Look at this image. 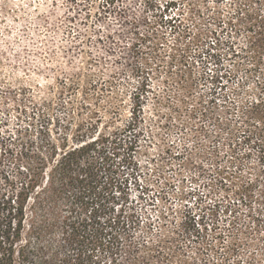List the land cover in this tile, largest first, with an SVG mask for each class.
<instances>
[{"label": "rangeland", "instance_id": "obj_1", "mask_svg": "<svg viewBox=\"0 0 264 264\" xmlns=\"http://www.w3.org/2000/svg\"><path fill=\"white\" fill-rule=\"evenodd\" d=\"M259 44L264 0H0V193L39 114L57 138L112 101V125L134 113L137 140L112 167L108 264H264V146L221 102L240 104Z\"/></svg>", "mask_w": 264, "mask_h": 264}, {"label": "trees", "instance_id": "obj_2", "mask_svg": "<svg viewBox=\"0 0 264 264\" xmlns=\"http://www.w3.org/2000/svg\"><path fill=\"white\" fill-rule=\"evenodd\" d=\"M263 48V44L257 46L251 65L244 71L243 84L235 89L236 96L242 93L240 104L234 98L227 101L225 96L221 102L224 113H232L239 128L248 133L244 140L256 143L252 139L257 137L264 146V138L258 137L260 133L264 137V66L260 62ZM248 82L253 87L247 88ZM217 88L212 94H219ZM250 88L253 99H245ZM215 99L213 96L211 103ZM103 112L109 117H101L99 110H94L90 112L94 117L87 124L57 138L49 135L44 113L39 114L34 139L29 136L31 125L22 129L25 139L18 141L24 148L26 164L17 166L10 178L5 177L7 188L0 193V264L112 262L119 249L120 223L116 216L112 217L109 201L112 167L119 162L114 161L116 157L123 164L132 161L137 135L131 132L137 117L132 113L123 126L112 125V101ZM102 118L106 119L103 125ZM228 120L216 117L213 121L222 131ZM214 136H219L218 132ZM229 141L234 144H228L234 153L239 143H233L231 135ZM259 158L264 162V151ZM233 246L239 247L237 240Z\"/></svg>", "mask_w": 264, "mask_h": 264}]
</instances>
